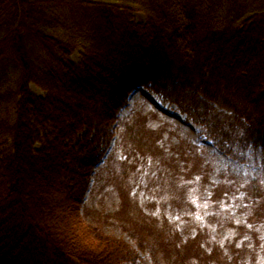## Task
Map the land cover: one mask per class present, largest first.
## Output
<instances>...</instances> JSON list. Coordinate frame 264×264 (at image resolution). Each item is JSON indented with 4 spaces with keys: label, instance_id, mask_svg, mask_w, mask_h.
Here are the masks:
<instances>
[{
    "label": "trees",
    "instance_id": "16d2710c",
    "mask_svg": "<svg viewBox=\"0 0 264 264\" xmlns=\"http://www.w3.org/2000/svg\"><path fill=\"white\" fill-rule=\"evenodd\" d=\"M142 87L263 171L264 0H0V264H146L142 252L153 264H254L244 246L184 239L165 217L129 228L127 217L136 246L85 220L121 113ZM183 146L186 173L208 174L196 146ZM245 183L256 239L264 185Z\"/></svg>",
    "mask_w": 264,
    "mask_h": 264
},
{
    "label": "rangeland",
    "instance_id": "374dc122",
    "mask_svg": "<svg viewBox=\"0 0 264 264\" xmlns=\"http://www.w3.org/2000/svg\"><path fill=\"white\" fill-rule=\"evenodd\" d=\"M134 20L144 23L145 15L137 12ZM81 53L76 50L72 59L78 62ZM31 88L43 94L37 86ZM120 118L109 158L86 198L85 220L135 245L123 231L127 217L131 218L128 228L137 226V218L144 214L165 217L184 239L201 233L205 241L219 243L225 250L235 242L237 250L246 248L249 262L264 264V221L256 239L251 238L244 189L245 180L260 178L264 185V170L222 153L203 126L149 88L131 94ZM185 141L195 145L211 165L208 174L186 173ZM118 185L124 190L119 191ZM124 200L128 206L122 213ZM141 254L146 264H153L149 253Z\"/></svg>",
    "mask_w": 264,
    "mask_h": 264
}]
</instances>
